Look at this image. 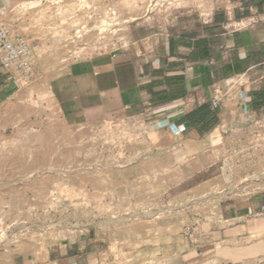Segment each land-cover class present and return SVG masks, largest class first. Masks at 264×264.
<instances>
[{"label": "rangeland", "instance_id": "1", "mask_svg": "<svg viewBox=\"0 0 264 264\" xmlns=\"http://www.w3.org/2000/svg\"><path fill=\"white\" fill-rule=\"evenodd\" d=\"M256 4L0 0V26L33 53L31 72L16 74L19 90L0 104V264H264V210L230 241L201 242L227 228L225 206L264 202V149L244 160L229 130L218 143L177 141L148 125L152 115L70 122L48 90L76 61L117 52L144 27ZM253 86L264 91V75ZM256 240L260 256L241 260L236 248Z\"/></svg>", "mask_w": 264, "mask_h": 264}, {"label": "crops", "instance_id": "2", "mask_svg": "<svg viewBox=\"0 0 264 264\" xmlns=\"http://www.w3.org/2000/svg\"><path fill=\"white\" fill-rule=\"evenodd\" d=\"M254 3V8L230 11L213 8L199 20L158 22L142 28L137 38L131 26L126 47L76 61L50 81V96L70 122L85 121L93 114L148 119L152 115L148 125L171 139L218 143L226 130L264 107V91L253 86L264 75V22L253 15L262 5ZM244 78L250 86L238 83ZM19 88L14 72L0 64V104ZM212 99L220 101L215 109ZM224 209L222 221L227 228L207 233L202 243L230 241L229 232L264 210V202L229 204ZM232 224L238 225L229 228ZM246 237L240 234L235 239ZM256 241L236 248L237 256L257 259L260 240ZM250 249L252 253H247Z\"/></svg>", "mask_w": 264, "mask_h": 264}, {"label": "built area", "instance_id": "3", "mask_svg": "<svg viewBox=\"0 0 264 264\" xmlns=\"http://www.w3.org/2000/svg\"><path fill=\"white\" fill-rule=\"evenodd\" d=\"M253 15L264 22V6L260 10L256 9ZM32 56L30 45L23 37L12 35L5 26H0V64L3 68L15 72V75H27L32 70L29 63ZM219 104L218 99L210 101L214 109ZM229 132L227 138L237 135L244 160L259 159L264 149V107L250 112L244 122L230 128Z\"/></svg>", "mask_w": 264, "mask_h": 264}]
</instances>
